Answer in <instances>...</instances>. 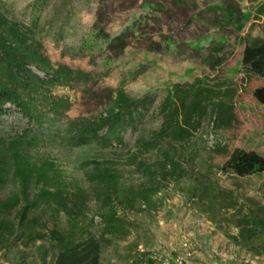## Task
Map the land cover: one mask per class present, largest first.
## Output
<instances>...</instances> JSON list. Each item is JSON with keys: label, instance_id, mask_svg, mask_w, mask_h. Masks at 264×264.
<instances>
[{"label": "rangeland", "instance_id": "374dc122", "mask_svg": "<svg viewBox=\"0 0 264 264\" xmlns=\"http://www.w3.org/2000/svg\"><path fill=\"white\" fill-rule=\"evenodd\" d=\"M262 5L264 0H0V10L8 17L34 26L54 65L89 72L96 80L52 90L71 103L64 121L97 117L105 109V102L94 97L100 88H122L134 98L152 96L155 104L139 132L126 136L133 146L140 132L150 138L160 128L159 107L177 85L187 89L197 82L225 83L236 93L237 122L232 127L216 128L206 115L188 141L167 140L161 150L143 156L159 183L157 204L125 212L132 232L104 249L102 264H149L154 250L174 257L182 253L183 241L189 242L197 264H264V256H253L230 238L238 232L235 212L248 208L251 200L264 206V173L241 177L221 168L235 148L264 156V78H249L241 66L247 40L264 37ZM99 26L110 36L133 32L131 45L120 55L108 52L96 37ZM215 46L222 48L225 62L211 70L205 58ZM65 47L72 48V55H63ZM155 47L158 51L151 50ZM61 125L55 122L35 131L11 112L0 117V136L10 140L38 135V144H25L30 155L53 162L71 187L90 189L87 172L96 160L118 169L126 186L153 184L152 176L127 165L124 152L64 146L57 134ZM166 154L179 164L172 174ZM13 189L9 183L1 196ZM230 204L235 208H227ZM90 211H98L94 202ZM39 245L22 253L0 250V264H53L52 252L46 262L41 260Z\"/></svg>", "mask_w": 264, "mask_h": 264}, {"label": "trees", "instance_id": "16d2710c", "mask_svg": "<svg viewBox=\"0 0 264 264\" xmlns=\"http://www.w3.org/2000/svg\"><path fill=\"white\" fill-rule=\"evenodd\" d=\"M260 12L264 14V5ZM132 34L126 30L110 36L104 27L96 28V37L106 50L118 55L131 45ZM71 50L65 47L63 55H72ZM151 50L158 51L156 47ZM221 52L222 48L215 46L206 56L211 70L224 64ZM241 66L249 78H264V37L247 40ZM74 83L95 84L96 80L89 72L54 65L34 26L25 27L0 10V117L17 113L35 131L61 122L57 134L64 146L119 150L126 154L127 165L152 178L155 171L143 158L145 154L161 150L167 140L188 141L206 115L219 129L237 122L236 93L225 83L210 86L197 82L187 89L177 85L159 107L160 128L150 138L140 132L132 146L126 136L129 131L139 132L155 98H134L122 88H100L94 97L105 102V109L97 117L64 121L71 103L52 90ZM39 141V136L31 133L10 140L0 136V250L21 252L40 243L43 262L52 252L53 264H102L104 249L114 241L127 239L132 232L133 223L125 212L156 206L160 191L157 177L150 186H126L118 169L108 161L96 160L87 172L90 189L71 187L53 162L30 155L25 144ZM165 161L173 170L169 174L178 169L179 164L167 154ZM221 168L241 177L264 173V156L235 148ZM9 183L14 189L1 196ZM92 202L98 211L91 215ZM234 217L238 232L230 237L233 243L253 256H264V206L251 200L249 207L235 212ZM147 262L154 263L151 256Z\"/></svg>", "mask_w": 264, "mask_h": 264}, {"label": "built area", "instance_id": "2783aa9c", "mask_svg": "<svg viewBox=\"0 0 264 264\" xmlns=\"http://www.w3.org/2000/svg\"><path fill=\"white\" fill-rule=\"evenodd\" d=\"M181 249L182 253L174 257H170L159 250L152 251L150 256L154 264H197L194 261V252L188 241H183L181 243Z\"/></svg>", "mask_w": 264, "mask_h": 264}, {"label": "crops", "instance_id": "0c3cea01", "mask_svg": "<svg viewBox=\"0 0 264 264\" xmlns=\"http://www.w3.org/2000/svg\"><path fill=\"white\" fill-rule=\"evenodd\" d=\"M222 256H225V254L222 253ZM226 258H227V260H230L232 257L230 258L227 256ZM255 260H259V257H255ZM251 262L254 263L255 261L252 260Z\"/></svg>", "mask_w": 264, "mask_h": 264}]
</instances>
